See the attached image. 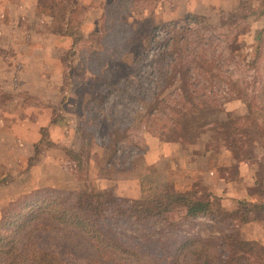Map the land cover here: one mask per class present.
<instances>
[{
    "label": "trees",
    "instance_id": "1",
    "mask_svg": "<svg viewBox=\"0 0 264 264\" xmlns=\"http://www.w3.org/2000/svg\"><path fill=\"white\" fill-rule=\"evenodd\" d=\"M139 1L105 3L99 28L73 40V47L82 40L87 48L68 73L74 77L82 67L74 89L85 92L81 108L88 119L78 131L90 129L89 139L112 149L108 164L118 158L117 168H128L131 160L126 164L125 159L144 132L186 149L203 148L202 136L210 137L220 121L224 100L238 98L247 114L224 119L223 142L204 149H215L224 163L238 165L254 156L259 141L257 188L229 208L198 185L157 187L137 199L120 196L114 186L96 194L65 188L24 192L2 210L0 264H264V243L241 233L249 222L264 227V27L253 33L249 53L241 36L251 30L250 23L235 32L241 24L233 13L215 24L209 15L189 11L155 24L131 56L137 26L125 16ZM244 4L250 6L245 19L259 10ZM48 6L54 32L75 36L70 27L81 11L79 0H50ZM235 53L253 70L251 79L236 76L227 65ZM63 62L67 66L69 60ZM117 63L125 65V73L112 77ZM79 154L73 152L74 158ZM200 215L227 227L216 237L183 226Z\"/></svg>",
    "mask_w": 264,
    "mask_h": 264
},
{
    "label": "rangeland",
    "instance_id": "2",
    "mask_svg": "<svg viewBox=\"0 0 264 264\" xmlns=\"http://www.w3.org/2000/svg\"><path fill=\"white\" fill-rule=\"evenodd\" d=\"M49 1L0 0V186L8 180H17L19 185L15 188L11 187V190L21 189L23 193L38 188H46L47 191H52L50 189L53 188H65L94 194L105 192L109 186H114L116 193L120 196L137 199L148 196L149 192L157 187L190 188L198 185L203 190H212L218 200L228 208L234 205L236 200L250 196V193L257 188V179L260 176L259 173L262 172L258 171L257 162L258 156L263 151L261 143L258 141L253 145L255 154L252 158L243 160L238 165L234 161L231 165H227L223 161V155L218 151L211 149L206 152L204 149L210 143L214 145L223 142L226 135L225 125L222 122L224 119L247 114L246 104L238 98L230 97L229 100H224L223 111L219 112L220 121L215 123V128L209 130L210 137L206 134L202 136L203 148L200 144L197 149H186L185 144L180 147L181 145L179 146L170 138L162 140L158 135L144 132L142 135H137L140 140L139 145L133 147L135 150L133 155L125 159L126 164L131 160L128 168L118 169L117 166L121 163L118 158L115 159L117 164H108L112 149H105L95 140L89 139L90 129L87 132L85 128L87 138L83 135L85 129L79 131L78 137L74 131L68 133L66 141L69 145L54 142L50 137V131L47 130L49 128L45 125L52 118L62 119L67 125L74 119L75 121L78 119V124H80L83 119L87 118L83 107L79 109L80 106L78 108L75 106L74 96L72 102L66 99L72 95L71 91L82 94L83 99L86 97L83 90L74 89L76 79L79 81L82 76L80 72L82 67H78L74 77L68 76L71 64L80 60L83 51L86 52L84 42L78 41L76 47H73V43L68 47L70 42L63 46L59 45L56 56L62 63L64 80L61 87L62 95L59 94L62 100L58 104L50 99V101L40 97L34 99L37 95H31L26 89L27 85L12 89L2 87L5 84H11L6 81L5 77L9 75L8 70H10L12 81L15 76H18L30 82L29 84H35L39 89L42 86V82L35 73L40 71L41 61L47 56L46 52L48 50L50 52L51 49L43 50L38 46L40 42H45L46 46L52 45V41L45 40L44 36L48 37L47 35L51 31L54 32L55 28L50 16ZM109 1L111 0H79L81 11L75 15V22L72 23L74 26L70 27L75 34L69 37L72 42L74 38L86 34L89 31L88 28H91L90 30L99 28L103 6ZM243 1L250 2L254 8L258 7L259 10L249 13L246 19L243 18L244 12H248L250 7L247 4L241 7L240 4ZM139 2V5L125 16L137 26L138 43L132 47L131 56L136 54L155 24L180 17L189 11L204 12L215 24H219L223 18H230V14L233 13L235 17L232 19L236 18V21L238 20L241 24L240 28L236 27L235 32L248 29L250 23L251 30L241 36L242 49L248 50L249 53H252L254 49L253 33L261 29L264 23V0H140ZM243 21L246 24H243ZM38 30L45 34L38 35ZM31 34L35 36V39ZM31 39L35 44H31ZM94 39H98L97 35ZM243 43L246 46H243ZM34 48L38 49L34 54L36 57L28 59L26 51ZM73 48L76 54L69 56ZM240 57L238 53L233 54L227 65L236 76L251 79L253 70L249 69L245 59ZM65 59L69 60L67 66L63 62ZM20 64L25 65L23 71H19ZM125 70L123 63H117L113 67L112 77L124 74ZM44 87H42L44 91L47 88L46 94L51 92L50 87L46 85ZM3 108L8 112H4ZM13 109L17 111V115L14 114L16 111ZM20 113L30 116L27 118L29 124L21 125L20 116L22 115ZM36 118L38 121H35ZM40 124H42L40 139L34 144V148L28 151L23 137L27 135L28 139L32 138L34 129L36 130ZM10 128H13L16 135L13 137L9 135L11 141H8L5 138L10 134L8 133ZM125 143L128 142L125 141ZM72 151L80 153L77 159L74 158L76 154L73 155ZM42 160L46 161L43 163ZM37 164H40L42 169L39 171L44 179L42 186L41 184L37 186L40 176H37L34 171L30 172L34 168L33 165ZM5 194H8V191ZM15 198L17 197L4 200L6 202L0 201V217L3 208ZM183 226H189L190 231L201 235L217 237L221 234V230L227 227V224L225 226V223L200 215L191 218V221L185 222ZM241 230L243 238L264 240V227L260 223H246L242 225Z\"/></svg>",
    "mask_w": 264,
    "mask_h": 264
},
{
    "label": "crops",
    "instance_id": "3",
    "mask_svg": "<svg viewBox=\"0 0 264 264\" xmlns=\"http://www.w3.org/2000/svg\"><path fill=\"white\" fill-rule=\"evenodd\" d=\"M101 3H99L100 5ZM102 8V7H101ZM93 10V9H92ZM34 11V10H33ZM31 11V12H33ZM196 12V11H194ZM199 13V12H197ZM202 13V12H200ZM204 13V12H203ZM261 27H264V23L262 24ZM91 28H88V32L86 34H84V36H87L89 34V32L91 31L90 30ZM93 29V28H92ZM37 32V31H36ZM42 31H39L38 30V35L41 34L42 35ZM45 34V33H43ZM31 36L35 39V36L31 34ZM48 37L44 36V39L47 40V39H50L52 41V45H49V46H46L45 42H40V45L38 46L39 49H43V50H48L49 48L51 49V51L49 52V50L46 52L47 53V56L45 57V59L43 61H41V66L39 68L40 71L36 72V76L39 78V80L42 82V86H40V89L39 87H37L35 84L31 83L29 84L30 82H28L27 80H23L22 77H18V76H15L13 81H12V78L10 77L11 73H10V70H8V74L9 75H5L6 77V81L8 83H11V84H5L4 86H2L4 89H12L13 87L14 88H17V87H26L27 90H29V93L31 95H37V96H34V99L37 97V98H43V99H46L47 101H54V103L56 102L58 104V102H60L62 100V98H60V95L61 94V87L63 85V80H64V73H63V70H62V63L59 61L58 59V56H56L57 54V50L59 49V45H64L66 43H69V46H71V44L73 43L69 37V35H64V34H59V33H56V32H53L51 31V33L49 35H47ZM54 41V42H53ZM63 41V42H62ZM31 42H32V39H31ZM35 44V42H32L31 44ZM36 50L38 49H33V50H28L26 51V57H28V59H32L34 57H36L34 54L36 52ZM12 66V64H11ZM24 66L25 65H19L18 68H19V71L20 70H24ZM42 69L43 72H42ZM54 73V74H53ZM54 75V77H53ZM45 77V78H42V77ZM55 79V80H54ZM54 80V82H53ZM48 86L50 87V93L46 94V90L44 91L43 89L45 88L44 86ZM44 87V88H42ZM39 89V90H38ZM72 95H69L66 99L69 100L70 102L73 101V96L75 97V101H76V107L78 108L79 106V109L81 108V104H82V101L81 99H83V96L82 94H77L76 92H72ZM39 95V96H38ZM62 95V94H61ZM50 99V100H49ZM65 99H63L64 101ZM44 102H47L45 100H43ZM66 102V100H65ZM80 102V104H79ZM48 103V102H47ZM76 108V109H77ZM4 112H8L7 109L3 108ZM14 111H16L15 109H13ZM12 110V111H13ZM25 111V110H24ZM24 113V112H23ZM23 113H20L22 116H20L22 119V123L21 125H27L29 124V120H27V118H29L30 116H27V115H23ZM17 115V111L14 113ZM64 119V118H63ZM78 120V119H77ZM72 121L70 123L69 121V125H67L66 123L64 124V122L62 121V119H56V118H52L50 121L47 122V124H45L49 129L50 131V137H52L54 140V142H62L64 143L65 145H69V143L66 141V135L68 133H71L72 131H74L76 137H78L79 135V131H78V121ZM35 121H38L37 118L35 119ZM18 124H20L18 122ZM37 126V125H36ZM42 124H40V126L38 127L37 126V129L35 130L34 129V136L32 138H27V135H24V140L27 144V147H28V151H30L29 149L30 148H34V144L36 142L39 141L40 139V133H41V129H42ZM41 127V128H40ZM48 131V132H49ZM8 136L7 138L5 139H8V141H11V136H15L16 134H14V130L13 128H10V131H8ZM11 135V136H9ZM80 138V137H79ZM45 159V158H44ZM46 161V160H45ZM45 161H41V162H45ZM39 163V162H38ZM34 168L31 169L30 172L34 171L35 174L37 176H40L39 177V182L37 183V186L40 185L42 186L43 183H44V179H43V176L41 174H39V171L42 170L41 169V165L40 164H37V165H33ZM53 179V178H52ZM12 183V184H11ZM19 185V183L16 181H12V180H8L6 181L5 183L1 184L0 186V201H4V200H9L11 198H14L16 197L17 195L23 193V191L21 189H17L16 190H11V187L12 188H15ZM8 191V194H5V192ZM4 192V194H3ZM2 201V202H3ZM4 201V202H6ZM1 211V209H0ZM262 243H264V240H260Z\"/></svg>",
    "mask_w": 264,
    "mask_h": 264
}]
</instances>
